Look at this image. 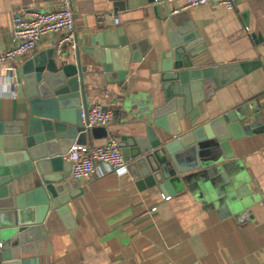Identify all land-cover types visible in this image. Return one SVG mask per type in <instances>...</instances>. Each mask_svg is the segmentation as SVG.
Segmentation results:
<instances>
[{
  "label": "crops",
  "instance_id": "obj_1",
  "mask_svg": "<svg viewBox=\"0 0 264 264\" xmlns=\"http://www.w3.org/2000/svg\"><path fill=\"white\" fill-rule=\"evenodd\" d=\"M57 2L0 0V53L10 45L15 13L48 11ZM236 2L232 10L211 4L183 9L197 34L193 45L201 50L193 62L202 67L259 60L260 66L221 86L180 122L189 130L226 110L239 109V128L250 134L229 141L233 159L206 165L197 171L193 185L167 195L169 200L156 188H138L127 170L115 173L96 163L92 173L77 179L82 193L68 203V215L49 212L43 219L42 238L31 242L38 250V264H263L264 0ZM72 6L78 47L103 29L111 30L115 40L125 35L128 41L146 38L151 45L141 61L129 65L122 82L106 83L101 66L96 74L85 75L88 106L100 103L117 111L105 135L88 140L87 145L100 146L107 135L118 139L128 133L123 123L126 96L151 94L155 105L161 104L157 73L161 51L167 48L165 23L170 14L182 11H177L181 1L72 0ZM54 39L44 37L33 55L51 48ZM24 61L18 60L16 69ZM112 64L119 68L122 54ZM26 111V102L1 78L0 119L17 121ZM68 161L64 156L63 162ZM69 178L75 180L71 171ZM39 181L23 175L13 191L25 194Z\"/></svg>",
  "mask_w": 264,
  "mask_h": 264
},
{
  "label": "water",
  "instance_id": "obj_2",
  "mask_svg": "<svg viewBox=\"0 0 264 264\" xmlns=\"http://www.w3.org/2000/svg\"><path fill=\"white\" fill-rule=\"evenodd\" d=\"M186 15L182 10L166 19L167 48L161 51L157 73L161 104L142 93L128 95L122 103L128 133L119 136L118 146L126 170L138 188H156L165 197L193 185L197 171L206 165L233 159L229 141L250 134L239 128V109L189 130L180 122L221 86L260 66L259 60L195 66L201 50L193 45L197 34ZM150 47L146 38L128 41L119 35L115 40L111 30L103 29L90 35L86 45L60 54L51 47L15 70L14 91L27 111L17 121L0 119V264H38V250L31 242L42 238L43 219L49 212L67 216L68 203L82 193L77 180L69 178L72 163L63 158L73 145L84 146L90 137L105 135L103 127L86 130L81 120L88 106L85 75L96 74L101 66L106 83L122 82L129 65L141 61ZM120 54L117 68L112 63ZM26 174L39 183L15 195L14 182ZM205 191L209 198L214 194Z\"/></svg>",
  "mask_w": 264,
  "mask_h": 264
},
{
  "label": "built area",
  "instance_id": "obj_3",
  "mask_svg": "<svg viewBox=\"0 0 264 264\" xmlns=\"http://www.w3.org/2000/svg\"><path fill=\"white\" fill-rule=\"evenodd\" d=\"M180 1L181 7H178L177 11L207 4L222 5L232 10L237 4V0ZM9 34L10 45L0 53V79L2 78L15 94V63L30 58L44 37L47 35L55 37L52 48L56 54L76 46L72 0H58L56 7L48 11L32 9L24 13L23 11L15 13ZM112 119V109L100 103L91 104L87 106L85 113L81 112V120L88 131L94 127H103L106 131ZM65 157L72 163L71 177L75 180L92 173L96 163L105 164L109 171L115 173L126 171L127 162L123 159L118 139L111 135L106 136L104 145H73ZM164 199L169 200L170 197L166 196ZM150 210L154 211L156 207Z\"/></svg>",
  "mask_w": 264,
  "mask_h": 264
},
{
  "label": "trees",
  "instance_id": "obj_4",
  "mask_svg": "<svg viewBox=\"0 0 264 264\" xmlns=\"http://www.w3.org/2000/svg\"><path fill=\"white\" fill-rule=\"evenodd\" d=\"M113 111V115H115L117 113V111L115 109H112Z\"/></svg>",
  "mask_w": 264,
  "mask_h": 264
}]
</instances>
